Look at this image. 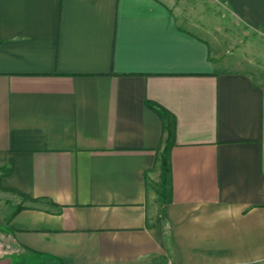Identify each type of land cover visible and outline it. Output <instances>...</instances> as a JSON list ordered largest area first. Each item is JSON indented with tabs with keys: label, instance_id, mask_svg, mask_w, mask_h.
I'll list each match as a JSON object with an SVG mask.
<instances>
[{
	"label": "crops",
	"instance_id": "obj_1",
	"mask_svg": "<svg viewBox=\"0 0 264 264\" xmlns=\"http://www.w3.org/2000/svg\"><path fill=\"white\" fill-rule=\"evenodd\" d=\"M177 2L0 0V264H264V68Z\"/></svg>",
	"mask_w": 264,
	"mask_h": 264
},
{
	"label": "rangeland",
	"instance_id": "obj_2",
	"mask_svg": "<svg viewBox=\"0 0 264 264\" xmlns=\"http://www.w3.org/2000/svg\"><path fill=\"white\" fill-rule=\"evenodd\" d=\"M175 13L179 25L194 32L204 29L227 46H240L241 53L232 57L236 63L252 56L256 65L264 68V31L250 28L218 1L181 0L176 3ZM2 193L0 190V200Z\"/></svg>",
	"mask_w": 264,
	"mask_h": 264
},
{
	"label": "trees",
	"instance_id": "obj_3",
	"mask_svg": "<svg viewBox=\"0 0 264 264\" xmlns=\"http://www.w3.org/2000/svg\"><path fill=\"white\" fill-rule=\"evenodd\" d=\"M145 104L147 106H149L150 108H152L153 110H155L156 112H158L162 117L166 115L164 108H162L159 104H157L155 102H151L149 100H145ZM167 130L170 133L169 127H167ZM0 173L1 174H6V173H8V171H6L5 167L2 166V167H0ZM21 208H22L21 206H18L14 210L13 214L16 213L18 210H20Z\"/></svg>",
	"mask_w": 264,
	"mask_h": 264
}]
</instances>
